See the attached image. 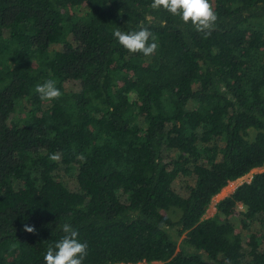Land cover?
<instances>
[{
	"label": "trees",
	"instance_id": "1",
	"mask_svg": "<svg viewBox=\"0 0 264 264\" xmlns=\"http://www.w3.org/2000/svg\"><path fill=\"white\" fill-rule=\"evenodd\" d=\"M210 2L205 38L152 0H0V264H44L64 223L83 264H264V170L205 217L264 166V0ZM140 27L152 56L113 36Z\"/></svg>",
	"mask_w": 264,
	"mask_h": 264
},
{
	"label": "clouds",
	"instance_id": "2",
	"mask_svg": "<svg viewBox=\"0 0 264 264\" xmlns=\"http://www.w3.org/2000/svg\"><path fill=\"white\" fill-rule=\"evenodd\" d=\"M150 8L153 10L163 8L170 14L178 16L184 23L191 22L195 31L203 33L205 38L211 35L218 20L210 0H152ZM113 36L129 53H142L145 57H149L158 49L156 38L147 27L129 32L117 28ZM34 91L41 100L45 101L58 100L62 95L53 79L35 85ZM78 158L84 160L83 156ZM50 159L58 161L60 156L52 154ZM61 228L64 235L54 245L48 247L43 257L44 264H83L88 254L87 243L78 239V231L74 230L71 223H64ZM23 230L33 235L37 233L35 226L27 224L23 226Z\"/></svg>",
	"mask_w": 264,
	"mask_h": 264
},
{
	"label": "rangeland",
	"instance_id": "3",
	"mask_svg": "<svg viewBox=\"0 0 264 264\" xmlns=\"http://www.w3.org/2000/svg\"><path fill=\"white\" fill-rule=\"evenodd\" d=\"M55 48L60 49V47H58V46ZM65 85L69 89H72V90H78L79 89V82L78 81L70 80ZM22 113L23 112L18 111L14 115H15V117H19V116H22ZM262 170H264V166L253 169L249 174H246L245 176H243L239 179H236L235 181L229 182L227 184V186L224 187L219 194H217L216 196H214L212 198L211 203H210V205H209V207L205 213V217L211 216L214 213L215 203L217 201H219L225 195L232 192L234 190V188L236 186H238L239 184H241L243 181H248L253 173L260 172ZM62 176H63L64 181L68 185V187L73 188V186L75 184L74 174L73 173H69V174L63 173ZM187 182L190 183V181L186 177H178L173 183V188L176 190L177 193H184L186 191L185 185ZM251 229L253 231H257V232H264V225H259L258 223L254 222L251 224ZM139 264H145V263H139ZM152 264H159V262H153Z\"/></svg>",
	"mask_w": 264,
	"mask_h": 264
}]
</instances>
